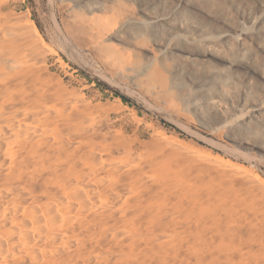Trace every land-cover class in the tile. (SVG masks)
<instances>
[{"label":"bare ground","instance_id":"1","mask_svg":"<svg viewBox=\"0 0 264 264\" xmlns=\"http://www.w3.org/2000/svg\"><path fill=\"white\" fill-rule=\"evenodd\" d=\"M56 3L78 47L161 107L183 104L231 148L264 138V0ZM18 17L0 0V264H170L167 245L193 249L224 225L264 264V206L250 213L264 181L240 156L160 136L158 155L139 150V127L45 82L53 50Z\"/></svg>","mask_w":264,"mask_h":264},{"label":"rangeland","instance_id":"2","mask_svg":"<svg viewBox=\"0 0 264 264\" xmlns=\"http://www.w3.org/2000/svg\"><path fill=\"white\" fill-rule=\"evenodd\" d=\"M11 3L19 15L18 24L22 27L35 25L45 43L53 50L44 68L45 82L61 94H67L74 102L77 100V104L82 100L88 103L90 113L107 115L119 131L127 128L133 133L139 127L142 136L137 144L139 150L158 155L154 151L158 139L170 146L188 144L207 150L217 147L222 151L215 149L216 154L224 156L227 151L240 156L232 159L264 181V138L254 136L248 144L250 147L231 148V142L225 136H221L215 129L202 126L193 111L183 104L161 107L141 87L114 75L98 55L78 47L77 41L68 35L64 27V15L56 0H11ZM161 159L160 168L165 165L173 168V159ZM257 191L256 197L251 199V214L256 211L255 208L264 206V189ZM258 203L260 205L255 207L254 204ZM228 231V225H224L222 229L209 232L205 240L199 239L195 248H183L182 252L177 250L176 245L169 244L164 254L170 257V264H184L186 253L190 261L187 264H218L226 257L231 260V255H236L234 264H252V257L243 259L241 256L248 254L245 245L233 240ZM178 252L181 256L177 255ZM201 254L205 255V259L201 258ZM68 258L64 264H71ZM159 264L167 263L161 259Z\"/></svg>","mask_w":264,"mask_h":264}]
</instances>
